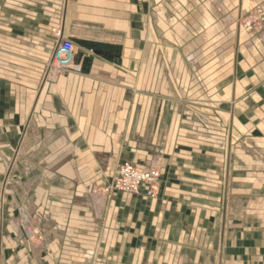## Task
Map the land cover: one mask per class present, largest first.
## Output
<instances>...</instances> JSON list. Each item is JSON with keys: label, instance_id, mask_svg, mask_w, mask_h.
I'll return each instance as SVG.
<instances>
[{"label": "crops", "instance_id": "0c3cea01", "mask_svg": "<svg viewBox=\"0 0 264 264\" xmlns=\"http://www.w3.org/2000/svg\"><path fill=\"white\" fill-rule=\"evenodd\" d=\"M263 5L0 0V264H264ZM56 29L84 63L45 81Z\"/></svg>", "mask_w": 264, "mask_h": 264}, {"label": "built area", "instance_id": "2783aa9c", "mask_svg": "<svg viewBox=\"0 0 264 264\" xmlns=\"http://www.w3.org/2000/svg\"><path fill=\"white\" fill-rule=\"evenodd\" d=\"M262 18H264V5L257 7L246 21L248 25H256ZM54 36L56 41L58 38V32H56ZM69 45L70 44L67 42L65 43L64 40L61 41L60 46L55 48L56 53L53 60L54 58H58L59 54L62 53L66 55V58L62 61H67L66 64L62 63V65L66 66L69 63L71 64L73 61V51ZM65 71L66 70H64L63 73H66ZM159 179L160 171L155 167H139L128 162H123L117 166L114 180L109 187L108 192H120L137 196L141 195V190L145 187V196L153 198L156 196L155 186ZM28 233H31V230H29Z\"/></svg>", "mask_w": 264, "mask_h": 264}, {"label": "rangeland", "instance_id": "374dc122", "mask_svg": "<svg viewBox=\"0 0 264 264\" xmlns=\"http://www.w3.org/2000/svg\"><path fill=\"white\" fill-rule=\"evenodd\" d=\"M252 12L247 17H244L241 20H239V26H241V28H249V27L255 26V24L254 25H248L247 24V21H246V19L252 14ZM56 32H58L59 39H60L57 42L63 41L64 40V37L62 36V34H61V32L59 30H57V29L54 30L53 35H55ZM54 38H55V36H54ZM64 42L65 43L67 42V43L70 44L69 46L71 47V49L73 51L72 52V54H73L72 56L75 55L73 57V59H72L73 60L72 63L71 64L69 63V64L66 65V66H68V65H70V66L63 68L62 67V63H65L66 64L67 61L65 60L63 62L62 60H64V58H66V55L61 53V54H59V57L58 58H54V60H53L52 59V56H53V53H54L53 52L52 55H51V57H50V59L46 61V65H45L44 72H43V80L47 81L52 76L61 74L64 70H66V71H72V70L75 69V66L76 65H79L80 63H82V64L84 63L83 54L81 55L80 54L81 52H78V47L76 45H74L73 42L67 41V39H65ZM9 45H10L9 42H8V44H6L5 41H1L0 42V52H2V50L5 49V47L6 46H9ZM17 45H18L17 48H15L14 46H13V48L16 50V52H19L20 58L23 57L24 59H26V58H32V57L34 58L35 57L37 59L38 57H40V55H38V53L41 52L42 48H39V47L36 48L35 45H34V42H32L31 40L30 41L27 40V39L19 40L18 43H17ZM54 47H55V43H54ZM42 53H43L41 55L42 56V61H45V59H46V52H42ZM37 62H38V60H37ZM50 65H52L51 71L47 70V69H49L48 67ZM159 153H161V150L159 151ZM29 230H30V228H27L26 229V232L28 233ZM28 234H29V237L30 238H34L35 239L37 237V239H39V236H38L37 232L36 233H33L31 231V233H28Z\"/></svg>", "mask_w": 264, "mask_h": 264}, {"label": "water", "instance_id": "95a60500", "mask_svg": "<svg viewBox=\"0 0 264 264\" xmlns=\"http://www.w3.org/2000/svg\"><path fill=\"white\" fill-rule=\"evenodd\" d=\"M72 42V41H71ZM56 53V49L54 50V53H53V56H52V59L54 57ZM93 53L97 56H102V57H105L107 59H110L112 56V54L110 52H103V51H100V50H94ZM118 57V54L116 55Z\"/></svg>", "mask_w": 264, "mask_h": 264}, {"label": "bare ground", "instance_id": "6f19581e", "mask_svg": "<svg viewBox=\"0 0 264 264\" xmlns=\"http://www.w3.org/2000/svg\"><path fill=\"white\" fill-rule=\"evenodd\" d=\"M60 39H59V34H58V38H57V40H56V42H55V46H60V42H57V41H59ZM75 56V55H74ZM73 56V57H74ZM77 56V55H76ZM81 57V56H80ZM73 59V58H72ZM64 62V61H63ZM68 66H70V65H68ZM68 66H65V65H62V67L63 68H65V67H68ZM49 69H47V70H49V71H51V69H52V65H50L49 67H48ZM46 71V70H45Z\"/></svg>", "mask_w": 264, "mask_h": 264}, {"label": "trees", "instance_id": "16d2710c", "mask_svg": "<svg viewBox=\"0 0 264 264\" xmlns=\"http://www.w3.org/2000/svg\"><path fill=\"white\" fill-rule=\"evenodd\" d=\"M86 46L90 47L91 49H95L96 48V46L92 45V44H86Z\"/></svg>", "mask_w": 264, "mask_h": 264}]
</instances>
